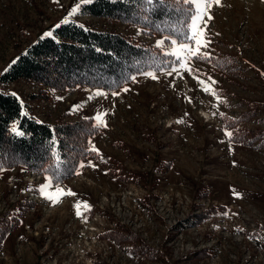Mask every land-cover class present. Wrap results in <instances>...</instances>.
<instances>
[{"label":"rangeland","instance_id":"374dc122","mask_svg":"<svg viewBox=\"0 0 264 264\" xmlns=\"http://www.w3.org/2000/svg\"><path fill=\"white\" fill-rule=\"evenodd\" d=\"M74 4L0 0V76L65 19L172 49L138 25L69 16ZM211 15L213 60L192 66L217 82L218 107L183 70L138 75L118 95L0 83L25 114L50 125L107 113L89 142L100 155L60 183L75 196L53 204L38 191L47 176L24 166L0 171V264H264V0H221Z\"/></svg>","mask_w":264,"mask_h":264},{"label":"trees","instance_id":"16d2710c","mask_svg":"<svg viewBox=\"0 0 264 264\" xmlns=\"http://www.w3.org/2000/svg\"><path fill=\"white\" fill-rule=\"evenodd\" d=\"M187 7L178 0L155 4L150 0H91L78 16L134 24L149 34L167 36L180 26L182 16L177 9ZM52 33L53 38L41 37L20 54L0 76V83L24 79L57 90L90 86L115 91L131 81L128 77L141 75V70L162 72L173 66L168 63L172 57L160 48L138 45L120 34L75 22L63 23ZM14 124L23 136L11 131ZM98 131L93 119L56 125L40 122L25 115L17 96L0 91V171L24 166L63 183L76 175L82 161L92 157L89 142ZM1 229L4 225L0 226L2 239Z\"/></svg>","mask_w":264,"mask_h":264},{"label":"snow or ice","instance_id":"6c2138e0","mask_svg":"<svg viewBox=\"0 0 264 264\" xmlns=\"http://www.w3.org/2000/svg\"><path fill=\"white\" fill-rule=\"evenodd\" d=\"M91 0H75L74 6L71 8L69 12V16L77 15L81 13L82 7L90 3ZM151 3L155 4L157 0H150ZM160 3H164V0H159ZM178 2H182L183 5H187V8L177 9L178 12L181 13L182 19L179 21V27H173L172 34L165 36L161 41H159V46L164 47L165 41H170L172 46L171 51L165 53V55L172 57V60L168 61L169 64H172L169 70L165 72V75L171 76L173 73H179L183 70L184 73L192 75L194 79H196L197 83L202 85V90L205 93H209L214 96L217 100V105L214 107H218L219 104L224 103L225 101L218 95L215 88L212 85L217 82L208 77L211 80V84H208L205 80L199 78V69H195L192 65L197 62H209L213 60V52L211 50V45L213 43L212 38L208 35V22L213 19L211 15V9L214 6H221V0H178ZM69 21L65 19L63 23H68ZM55 27H60V25H56ZM83 27V25H81ZM159 28V26H157ZM162 30V29H161ZM42 38H53L52 31H48L44 34ZM139 74L146 75L151 77L152 79H158V76L155 72L149 71L144 72L140 71ZM183 78V77H182ZM132 81H136V75H132L128 77ZM118 86V85H117ZM125 92L130 89L124 88ZM112 95H118L117 91H113ZM13 97L16 96L15 93L11 94ZM107 93L97 91L96 96H104L107 97ZM189 102L191 100L189 99ZM78 107V106H77ZM213 116L217 115L216 112L212 113ZM221 116H224V113H219ZM26 115V114H25ZM107 113H98L95 117V127L96 128H106L107 122L104 117ZM179 123H183V121H178ZM11 131L17 136H23L24 133L20 130L15 124L13 125ZM225 135L228 137V142L231 143V139L233 133L228 131L225 128ZM52 144L55 145L56 141L53 138ZM92 152H95L98 156L99 150L93 146L89 149ZM103 159V157H101ZM95 167V165H90ZM80 168L85 167L83 162L79 165ZM75 174L79 175L80 173L77 171ZM55 179V183H54ZM38 191L41 195L44 196L46 200L53 204L60 203L62 199L66 196H75L76 194L71 190H65L60 187L58 177L54 178L52 176L47 177V183L42 184ZM89 211L90 206L84 205ZM76 214L78 216L83 217L84 213L80 210L81 204H76ZM227 214V213H225Z\"/></svg>","mask_w":264,"mask_h":264}]
</instances>
